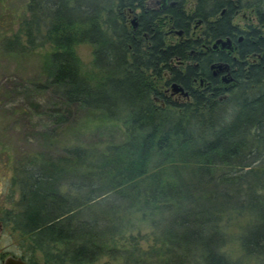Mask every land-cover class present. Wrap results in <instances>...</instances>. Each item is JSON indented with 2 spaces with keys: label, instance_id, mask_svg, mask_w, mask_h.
Instances as JSON below:
<instances>
[{
  "label": "trees",
  "instance_id": "1",
  "mask_svg": "<svg viewBox=\"0 0 264 264\" xmlns=\"http://www.w3.org/2000/svg\"><path fill=\"white\" fill-rule=\"evenodd\" d=\"M247 9L257 26L233 22ZM26 12L3 52L48 45L51 77L37 88L121 122L125 138L17 163L7 213L21 257L241 264L223 251L234 239L244 258L264 264V0H168L160 10L149 0H28ZM227 37L235 59L210 49ZM79 43L93 46L91 71ZM219 61L232 69L227 83L209 69ZM172 83L188 95L165 96Z\"/></svg>",
  "mask_w": 264,
  "mask_h": 264
},
{
  "label": "rangeland",
  "instance_id": "2",
  "mask_svg": "<svg viewBox=\"0 0 264 264\" xmlns=\"http://www.w3.org/2000/svg\"><path fill=\"white\" fill-rule=\"evenodd\" d=\"M27 1L0 0V206L7 211L12 207L11 201L17 196L15 191L12 195L10 188L12 169L24 157L37 152L61 155L66 148L75 145L89 150H103L125 138L121 122L108 120L98 112H91L79 105L67 104L50 89L41 91L37 88L51 77L48 45L22 54L3 52L1 43L14 37L20 20L27 15ZM159 1L149 0V4L160 10ZM188 6L186 5V9ZM233 22L239 26L258 25L254 13L249 9L238 13ZM193 30L195 31L194 28ZM201 30L202 27L192 34L197 35ZM178 36L175 34L173 38ZM24 41L22 39V44ZM75 52L84 69L91 71L93 46L79 43L75 46ZM165 89L168 90L167 93H171L170 87L164 86L160 90ZM173 95L175 96L171 98L174 100H181L179 92ZM139 225L141 231H148L146 225ZM21 242V235L9 224L4 241H0V252L23 255ZM145 245L143 243L144 247ZM223 251L241 264H254L252 259L242 256L234 239ZM91 264H121V260L102 257Z\"/></svg>",
  "mask_w": 264,
  "mask_h": 264
},
{
  "label": "flooded vegetation",
  "instance_id": "3",
  "mask_svg": "<svg viewBox=\"0 0 264 264\" xmlns=\"http://www.w3.org/2000/svg\"><path fill=\"white\" fill-rule=\"evenodd\" d=\"M159 3L161 4V0L159 1ZM161 7H162V4H161ZM163 9V8H162ZM203 26V24H201V22H197L195 25H194V29H195V31L194 32H196V30H198L200 27H202ZM197 38H198V34H197V36H196ZM228 38H230V37H228ZM231 39V38H230ZM241 39H242V37L240 36L239 37V39H238V42L239 41H241ZM232 40V39H231ZM232 42L234 43V45L236 46V44H235V41H233L232 40ZM200 49H199V52L200 53H202L203 52V50H205V51H207L208 52V47L205 45V44H201L200 45V47H199ZM210 49H211V51H213V52H218V53H221V54H223V55H225L226 57H235V56H233V53H231L230 55L228 54V52H227V50H222V49H213V48H211V45H210ZM193 52H195V51H193ZM235 59V58H234ZM215 63H227V62H225V61H219V62H215ZM212 64H214V63H212ZM212 64L209 66V69H210V71H211V74L213 75V76H215V77H217V78H219L222 82H224L225 80H227V79H230V73H231V67L229 66V69H228V71H226V72H216L217 71V69L216 68H212ZM228 64V63H227ZM229 65V64H228ZM225 83H227V82H225ZM200 84H202V81H200ZM164 94H165V96H170V97H172V96H175V95H172L170 92L169 93H167L168 92V90L167 89H165L164 91ZM180 94V93H179ZM7 211V209H5V210H2V208H1V206H0V241L2 240V241H4V237H5V235L7 234V230H8V225H9V222H8V213L6 212ZM7 256H14V257H19V258H21L22 260H24L25 261V259H23V257H21V255L19 256V255H13V254H9V253H7V254H5L4 253V251H1L0 252V264H2L3 263V261H4V259L7 257ZM26 262V261H25ZM27 263V262H26ZM28 264V263H27Z\"/></svg>",
  "mask_w": 264,
  "mask_h": 264
},
{
  "label": "water",
  "instance_id": "4",
  "mask_svg": "<svg viewBox=\"0 0 264 264\" xmlns=\"http://www.w3.org/2000/svg\"><path fill=\"white\" fill-rule=\"evenodd\" d=\"M162 8H165L168 4V0H161ZM170 5H174L175 2H170ZM200 22V21H198ZM131 24L133 28H136L137 26V21L136 17L134 16L133 19L131 20ZM178 35H181V31L177 32ZM213 49H222V50H227L228 54L230 55L236 50V46L232 42L230 38H219L216 39L213 44H212ZM212 68H216V72H226L229 69V65L227 63H214L212 64ZM231 79H227L224 82H229ZM171 94L173 95L174 93H180L182 96H187L188 93L187 91L184 90V88L178 84V83H172L171 86ZM2 264H27L24 260H22L19 257H14V256H7Z\"/></svg>",
  "mask_w": 264,
  "mask_h": 264
}]
</instances>
